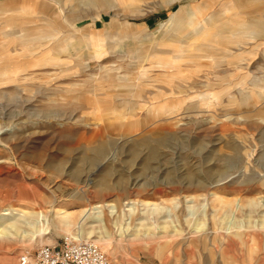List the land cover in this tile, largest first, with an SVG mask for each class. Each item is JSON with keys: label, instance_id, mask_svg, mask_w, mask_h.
<instances>
[{"label": "rangeland", "instance_id": "1", "mask_svg": "<svg viewBox=\"0 0 264 264\" xmlns=\"http://www.w3.org/2000/svg\"><path fill=\"white\" fill-rule=\"evenodd\" d=\"M104 1L0 0V216L74 217L48 234L42 221L6 219L17 231L0 242V264L79 233L111 264H261L263 249L245 250L264 244V126L249 117L264 108V1L134 0L140 12ZM180 8L211 36L171 41L163 25ZM37 30L57 37L40 43ZM32 44L44 46L22 54ZM129 202L123 235L117 215L77 225L82 209Z\"/></svg>", "mask_w": 264, "mask_h": 264}, {"label": "bare ground", "instance_id": "2", "mask_svg": "<svg viewBox=\"0 0 264 264\" xmlns=\"http://www.w3.org/2000/svg\"><path fill=\"white\" fill-rule=\"evenodd\" d=\"M263 28V27H262ZM262 28H259V29H262ZM6 31V30H5ZM36 33H32V37H34L33 38V40H35V41H38V42H47V41H49V40H52V39H54V38H56L57 36L56 35H52V33H49V32H47V31H45V30H37V31H35ZM11 33H12V31H10V32H3V33H1V35H2V38H3V36H6V38L4 37V40H8V39H10L11 38V41H12V36H11ZM8 35H10V36H8ZM207 35H209V34H198V36L199 37H206ZM247 35L248 36H256V33H247ZM19 36V35H18ZM231 38H235V33H233V34H231V36H230ZM58 38H60V37H58ZM63 38V37H62ZM61 38V39H62ZM65 38V37H64ZM15 39V38H14ZM18 39L19 40H22V39H25V36L24 35H20L19 37H18ZM57 40V39H56ZM60 42V41H59ZM5 43V42H4ZM105 45V44H104ZM43 44L42 45H36V44H32V45H22V54L23 53H26V54H33L34 52H36L37 50H39V49H41V48H43ZM60 47H63V50H65L64 48H66V45H63V44H61V46ZM96 48H98V50L96 51L97 52V54L99 53V52H101L102 51V49L104 48L102 45H98ZM106 48V47H105ZM44 50V49H43ZM92 51H93V49H92ZM92 51H90V53H89V57L91 58L92 57V55H93V53H92ZM215 51H219V50H215ZM44 53L46 54V50H44ZM57 54V53H56ZM20 55V54H19ZM46 56V55H45ZM212 56V55H211ZM211 56H210V58H211ZM211 60H213V58L211 59ZM5 73H7V70H3L1 73H0V78L2 77V75H4ZM253 98L252 97V95L250 94L248 97H247V99H249V98ZM252 115H250L249 117H251V118H254L257 122H258V125L260 126V127H262V125L264 126V108H260V109H255V110H252V113H251ZM221 117V116H220ZM232 117H234L232 114L231 115H228V116H225L224 118H222V119H220V120H218V121H216V122H218V125H220V124H222V125H224V124H228V123H232V121H230V119L232 118ZM236 117V116H235ZM123 119V118H122ZM235 120V119H234ZM233 120V121H234ZM236 120H237V118H236ZM215 122V123H216ZM253 152L254 151H252L251 153H246V155L248 156V158H251L252 157V155H253ZM249 161V160H248ZM249 164V163H248ZM253 166V165H252ZM249 169V167L247 166V168H245V170H248ZM70 175V174H69ZM257 175V177L262 181V180H264V174H260V173H257L256 174ZM71 176V175H70ZM73 177V176H72ZM74 181H75V183L77 184V185H79V184H81L79 181H78V179H74ZM90 182V181H89ZM217 183H220V181H217L216 182V184ZM251 183V182H250ZM263 183H264V181H263ZM96 184V183H95ZM98 185V184H97ZM96 185V186H97ZM82 186H84V187H86V189L87 188H89V184L88 183H85V182H83V184H82ZM92 186H94L93 184H92ZM197 186H199V185H197ZM96 188V187H95ZM79 194L80 195H82V198L87 202V198H86V196H85V191H83V190H79ZM258 200L260 201V199L258 198ZM262 200H264L263 199V197H262ZM261 200V201H262ZM260 201V202H261ZM259 202V203H260ZM221 203H223V202H221ZM264 203V202H263ZM146 205H152L153 206V208H155L156 207V205L155 204H151V203H145ZM252 204H253V202H252ZM255 205V204H254ZM135 206H136V204H134V203H132V202H129L128 204H125V206H124V208L122 207V206H120V205H118V204H108V205H103V206H101V205H94V206H92L91 208H89V209H82V211H81V216H80V219H79V222L77 223V225H78V227L80 228L81 226H82V223H83V220H85L86 218H88V217H91L95 222H101V223H103L104 224V227H106L107 225V223H110V219H109V216H111L112 217V219H113V216H115V215H117L116 216V218L115 219H113V224H114V226L116 227V229L118 230V232H119V234H121V235H123L124 234V231L122 230V227H121V224H120V222H121V219L122 218H124L125 216H126V212L127 213H129V219H131V216H130V214L133 212V210L135 209ZM238 206V205H237ZM255 207H256V205H255ZM117 209H119L120 211H118ZM4 213L0 216V225H4V224H6V219H8V218H10L11 219V217L12 216H18V217H21V218H26V217H29V218H31V219H33V220H35V222L36 223H39V222H44V227H45V229L43 230H41L40 231V233L41 232H44L45 234H48L51 230H54V229H57L58 228V225H57V222H55V219H60L59 220V222L58 223H60V224H63L64 226H71V224H72V222H73V218H72V216L71 215H73V213L72 214H70V213H68L69 211H65V210H63V209H56L55 207H50V210L49 211H47L46 213H42V212H23V211H21V212H16L14 209H6V210H4L3 211ZM14 213H16V214H14ZM126 218V217H125ZM4 221V222H3ZM180 222V221H179ZM2 223V224H1ZM28 224V223H27ZM16 226H17V223H8V224H6L5 225V227L4 228H0V242L2 243L3 241H11V240H13L14 238H15V235H16V231H17V228H16ZM199 230V229H198ZM230 227H229V229L227 228L224 232H225V234H229L230 233ZM176 232H178L176 229H175V235L177 234ZM179 233V232H178ZM199 233V232H198ZM238 234H240V231L239 232H237ZM236 233V234H237ZM93 234V233H92ZM79 235L81 236H79V238L78 239H76L75 237H74V240H76V241H79V242H81V240H83L82 239V234L81 233H79ZM177 235H179V234H177ZM176 235V236H177ZM90 236V233H88L87 235H86V237L88 238ZM103 236H105V238H107L108 236H111V232L109 231H105L104 232V235ZM85 237V238H86ZM100 237V236H99ZM90 239V238H89ZM84 242H89V240H83ZM90 242H92V241H90ZM95 242V241H94ZM93 242V243H94ZM187 242V241H186ZM184 243V242H183ZM95 244V243H94ZM189 246H195V244H194V242H190L189 243Z\"/></svg>", "mask_w": 264, "mask_h": 264}, {"label": "built area", "instance_id": "3", "mask_svg": "<svg viewBox=\"0 0 264 264\" xmlns=\"http://www.w3.org/2000/svg\"><path fill=\"white\" fill-rule=\"evenodd\" d=\"M19 264H111L93 242L71 238L55 246H41L34 253L25 251Z\"/></svg>", "mask_w": 264, "mask_h": 264}, {"label": "crops", "instance_id": "4", "mask_svg": "<svg viewBox=\"0 0 264 264\" xmlns=\"http://www.w3.org/2000/svg\"><path fill=\"white\" fill-rule=\"evenodd\" d=\"M108 1L112 2L113 7H117L118 6L116 4L117 0H105L104 2L106 3ZM133 1L134 0H132V2H129L125 6V9L131 10V11L140 12L141 11L140 5L134 3ZM175 1L176 0H164L162 2V4L163 5H169V4H171V3L175 2ZM256 1H258V0H255L254 2H256ZM259 1H264V0H259ZM91 4H92V8L95 10V8H94L95 5L92 2V0H87V2H85L84 5H87V6L91 7ZM95 4H97V3H95ZM246 7L247 6H245L244 8H246ZM21 8H24L25 9V7H21ZM106 8H107V6H106ZM18 9H20V8H18ZM18 12H19V10H18ZM182 12H183L182 11V8H180L177 12L173 13V15L170 16L168 22L165 25H163V26H166V28H168L167 29L168 31H170L168 38L170 37V39H172L171 41H173V40L176 41L177 39L181 38L182 36H185L184 33H187V35H188V33H189V35L190 34H193V35H190L188 39H191L192 37L193 38L194 37H197L198 34H204V33L205 34H210L211 33L210 29L202 26L201 25V22L196 19L195 13L193 11L190 12V13H187V15H182ZM95 19H97L99 21H102V18H100L98 16V14H97V17ZM92 22L94 24V20ZM123 22L127 23V25L125 24V25H122V26H124L126 28L131 27V25L127 21H123ZM213 24H214V19L213 18H209L208 25H213ZM243 25L244 24H242V26ZM245 30H244L245 32H252V31H254L253 28H246ZM244 31H242V32H244ZM14 32L17 33V31H14ZM235 32H236L235 30H231L230 31L231 34H233ZM210 36H211V34L210 35H207L206 38H209ZM88 40L90 41V38H88ZM95 205H99V204H95ZM262 246L263 247H260L258 249L257 248H254V249H246L245 251H247L248 253L257 252L260 249H263V251H264V244H262ZM243 250L244 249H240V251H243ZM243 263L244 264H251V260L250 259L243 260ZM226 264H236V262H235V260H232L231 259V260H226ZM261 264H264V261Z\"/></svg>", "mask_w": 264, "mask_h": 264}]
</instances>
